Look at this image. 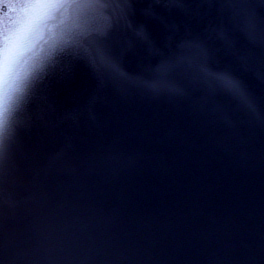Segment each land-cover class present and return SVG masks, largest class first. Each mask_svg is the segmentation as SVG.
<instances>
[{
	"label": "water",
	"instance_id": "obj_1",
	"mask_svg": "<svg viewBox=\"0 0 264 264\" xmlns=\"http://www.w3.org/2000/svg\"><path fill=\"white\" fill-rule=\"evenodd\" d=\"M0 0V264H264V0Z\"/></svg>",
	"mask_w": 264,
	"mask_h": 264
},
{
	"label": "snow or ice",
	"instance_id": "obj_2",
	"mask_svg": "<svg viewBox=\"0 0 264 264\" xmlns=\"http://www.w3.org/2000/svg\"><path fill=\"white\" fill-rule=\"evenodd\" d=\"M47 4H33L26 9H22L21 13L23 16V22L21 23L18 19L15 23H18L19 26H13L17 31H24L26 28L32 25L34 19L39 15L38 10L47 8ZM19 16V14H18Z\"/></svg>",
	"mask_w": 264,
	"mask_h": 264
},
{
	"label": "clouds",
	"instance_id": "obj_3",
	"mask_svg": "<svg viewBox=\"0 0 264 264\" xmlns=\"http://www.w3.org/2000/svg\"><path fill=\"white\" fill-rule=\"evenodd\" d=\"M26 2V0H21V4L20 6H18L17 8V11L13 13V17L12 19L16 22L19 21L22 23L23 22V16H22V13H21V10H20V7L23 6V3ZM19 14V16H18ZM13 26H19L18 23H14ZM7 136H8V130H7V127L6 125L3 123V121H0V153H2L4 151V148H5V141L7 139Z\"/></svg>",
	"mask_w": 264,
	"mask_h": 264
}]
</instances>
